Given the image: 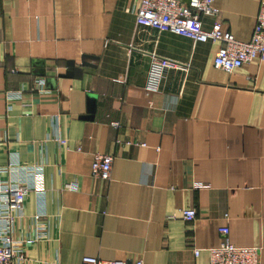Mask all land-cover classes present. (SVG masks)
Wrapping results in <instances>:
<instances>
[{"label": "crops", "instance_id": "crops-1", "mask_svg": "<svg viewBox=\"0 0 264 264\" xmlns=\"http://www.w3.org/2000/svg\"><path fill=\"white\" fill-rule=\"evenodd\" d=\"M139 1L0 0V184L31 186L33 165L45 185L14 221L35 239L15 264H208L221 226L264 264V61L216 68L220 42L136 24ZM214 4L203 27L249 40L259 0ZM151 52L186 68L147 94ZM95 152L113 155L109 180L91 177Z\"/></svg>", "mask_w": 264, "mask_h": 264}, {"label": "built area", "instance_id": "built-area-1", "mask_svg": "<svg viewBox=\"0 0 264 264\" xmlns=\"http://www.w3.org/2000/svg\"><path fill=\"white\" fill-rule=\"evenodd\" d=\"M215 0H140L135 10V22L157 31H169L174 34L189 37L193 42H220L217 48L213 65L216 68L230 72L242 64L253 59L264 61V0H259L258 11L250 39L241 41L232 33L224 30L220 21L215 20L211 27L205 29L202 25L201 15H217L219 10L214 4ZM186 67L182 62L168 58L156 52H151L149 65L144 84V90L151 94L160 90L162 80L169 69H182ZM12 72H17L12 69ZM20 91L6 90L5 97L19 95ZM115 128L120 127V122H110ZM53 139L66 145L64 138L54 136ZM131 143V142H127ZM141 145H145L141 143ZM78 149H80L78 147ZM113 155L95 152L90 164V175L94 179L109 180L111 177ZM17 163L11 160L9 167ZM32 168V169H31ZM32 184L9 183L0 184V264H15L23 262L26 258L24 250H17L16 244H26L34 241L32 237L16 240L12 236L14 221L22 215L25 196L30 190L42 192L45 189L42 171L36 166H31ZM68 187H73L68 184ZM227 216V214H225ZM181 217L185 221H192L196 217V209L187 207L181 210ZM38 222L39 214L33 216ZM220 242L208 248V264H260V246L236 245L229 238L227 226L219 228ZM199 249H194L197 255ZM80 264H128L125 259H102L97 256L85 255ZM134 264H143L141 259Z\"/></svg>", "mask_w": 264, "mask_h": 264}]
</instances>
